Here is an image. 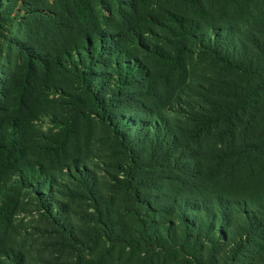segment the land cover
I'll use <instances>...</instances> for the list:
<instances>
[{
  "label": "rangeland",
  "instance_id": "1",
  "mask_svg": "<svg viewBox=\"0 0 264 264\" xmlns=\"http://www.w3.org/2000/svg\"><path fill=\"white\" fill-rule=\"evenodd\" d=\"M122 1L84 0L90 15L95 12L94 24L105 30L134 26L137 12L131 4L154 16L144 38L156 48L132 47V59L143 67L139 72L123 77L125 72L108 67L90 69L111 74L102 94L126 96L112 123L103 119L91 92L72 73L54 75L41 68L37 57L32 66L25 61L28 51L45 56L58 49L61 30L76 19V2L0 0V12L10 13L0 17V116L16 114L19 102H28L21 115L30 123L39 170L26 183L12 182V190L1 192L0 199L12 207L0 225V264H13L5 254L24 264H264V165L254 163L257 171L251 178H232L224 172L231 167L249 171L251 164L245 154L226 157L227 125L191 121L193 113L207 114L206 102H232L225 93L227 83L239 80L235 70L207 51L205 44L216 35L209 24L231 26L238 34L230 41L238 48L255 20L264 25V0H194L196 5ZM178 17L192 19L193 25L178 27ZM74 31L65 41L79 38L78 28ZM258 37L264 44V35ZM262 63L261 75L246 79L253 90L250 101L264 98ZM36 102L46 105L37 107ZM158 112L168 117L187 151L192 148L191 170L203 172V164L205 181L175 162L138 160L139 153L132 155V163L122 136L130 135L133 149L147 156L144 140L136 141V134L146 133L144 121L154 120ZM7 176L4 172L3 180ZM219 196L232 200L225 227L219 217L210 228L202 212L185 211L183 217L168 206ZM247 213L258 220L254 234H247ZM201 218L204 226L192 225Z\"/></svg>",
  "mask_w": 264,
  "mask_h": 264
},
{
  "label": "trees",
  "instance_id": "2",
  "mask_svg": "<svg viewBox=\"0 0 264 264\" xmlns=\"http://www.w3.org/2000/svg\"><path fill=\"white\" fill-rule=\"evenodd\" d=\"M104 1L106 0H98L100 4H103ZM185 1H187L184 2L185 5H196L197 0ZM74 2L78 5V10L75 14L76 19H69L71 23H66L64 29L61 30V45H58V49L54 52L51 51L49 55L45 56L28 51L25 61L27 64L29 63L28 66H32L34 63L33 58L37 57L39 59L36 60L41 64V68L50 70L54 75H59L62 72L72 73L91 92L90 100L101 110L103 119L113 123L117 119L116 111L120 109L122 103H125L123 98L126 96H123L122 92L117 94L111 93L109 95L102 94L104 88L101 86L102 84L103 86L104 84L110 85L111 74L107 71L98 73L90 69L108 67L109 69L125 72L123 77L127 74L133 75L139 72L143 67L132 59L131 56L134 54L132 47L137 43L145 48L148 47V39L144 37L147 33L146 31H149V27L147 26L149 19H154V16L143 13L142 8L138 4L136 6L135 4H131L137 12L136 24L123 30H105L94 24L92 18H97L95 17V12L90 10L92 13L90 15L84 0L80 3L77 0H74ZM82 2L83 4H81ZM119 2L123 3L122 0H119ZM4 15L9 16L10 13H6V11L0 12V17ZM175 21L178 23V27L183 29H187L188 26L193 25L190 18L178 17ZM78 23L81 25L77 27ZM75 28H78L80 33L79 38L70 42L65 41L66 35L69 33L72 35V32H75ZM208 28L216 35L213 42L205 44L207 51L218 61L225 63L227 67L235 70L239 80H233L231 86L227 83L225 93L226 96H231L232 102H206L208 108L207 114L193 113L192 116L195 117L191 121L201 126H209L215 121H223L230 133V140L228 142L230 156L227 155L226 157L229 158L235 154H245L249 157L251 164L248 167L249 171L245 170L242 172L243 167H238L237 169L231 167L224 173L230 174L232 178L239 177L240 175L241 177L251 178L252 173L257 171L256 166L260 163L262 166L264 165L262 163V160L264 161V98L263 101H250V94H252L253 90L245 83L247 78L261 75L260 69H263L264 44L258 36L260 34L264 35V25L260 20H255L248 33L243 38H240L238 48L235 47V44H231L230 41L232 35L237 33L231 26H228V28H221L219 26L218 28L213 24H209ZM55 43L58 44L57 41ZM150 47L147 49L152 48ZM153 48L156 47L154 46ZM92 80L99 83L98 87L92 86ZM126 83L125 81L123 86H127L128 84ZM19 105L16 114L0 116V195L4 190L13 189L12 182L16 181L15 183L22 185L30 177L36 176V171H39L33 160L35 147L31 131L28 128V124L30 123L23 119L21 115V112H24L23 109L27 108L28 102H19ZM36 105L37 107H41L46 104L45 102H36ZM148 113L154 115L152 111H148ZM144 122L143 126L147 129V132L136 134L138 135L136 141L144 140V144L147 147L146 150H148L147 156L141 150L133 149V141L130 135L124 136L122 134L123 143L128 149L127 154H129V158L133 159V164L136 162V158H133L132 155L139 153L140 157H137L138 160L143 158H146L144 160H150L151 158L156 161L175 162L176 167L180 164L183 168H186L189 175L196 176L199 179L202 178L204 175L203 164L201 163L203 172L191 170L192 148L187 151L184 144L180 140L178 141L168 117L158 112L155 114L154 120ZM236 147L238 149L234 150ZM256 162L258 163L254 166L253 164ZM4 172H7L8 176L3 180L2 174ZM218 172L222 174L223 170L221 166H219ZM205 174L212 175L208 171L206 172V169ZM26 186L29 188L28 183ZM261 192L264 194V188L261 189ZM231 201L228 196H219L216 200H206L204 198L193 201L186 199L180 202L177 200L174 203L168 204V206L172 209H179L183 213V217L185 211L202 212V215L209 220L210 228L217 222L215 219L219 217L220 226L225 227L227 225V213L232 205ZM11 207L12 205L8 200L0 199V225L8 218ZM251 214L247 213L251 226V230L247 233L248 235L254 234L253 230H256L258 225L256 216ZM59 224L63 227L65 226L62 221ZM192 225L202 227L205 223H203L201 218L200 221H196ZM194 236L196 238L200 237L199 234L196 235L195 233ZM5 255L13 264H24L19 257L9 256V254Z\"/></svg>",
  "mask_w": 264,
  "mask_h": 264
}]
</instances>
